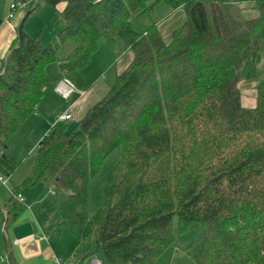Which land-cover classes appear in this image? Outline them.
Here are the masks:
<instances>
[{"label": "trees", "instance_id": "16d2710c", "mask_svg": "<svg viewBox=\"0 0 264 264\" xmlns=\"http://www.w3.org/2000/svg\"><path fill=\"white\" fill-rule=\"evenodd\" d=\"M59 1L37 0L26 17ZM66 1L48 43L22 23L1 63L0 170L16 168L10 137L43 96L46 64L80 69L102 37L120 42L134 52L129 65L70 130L44 134L23 185L60 186L59 228L89 225L78 241L80 264L92 255L153 264L175 244V217L181 232L203 226L184 247L195 264H264V79L252 107L238 86L264 50V0ZM240 3L259 12L241 14L233 8ZM165 6L187 13L169 41L158 19L143 20ZM115 149L104 202L89 216V182ZM6 207L8 226L25 206L12 194Z\"/></svg>", "mask_w": 264, "mask_h": 264}, {"label": "rangeland", "instance_id": "374dc122", "mask_svg": "<svg viewBox=\"0 0 264 264\" xmlns=\"http://www.w3.org/2000/svg\"><path fill=\"white\" fill-rule=\"evenodd\" d=\"M59 3L60 4H58L57 7L48 4L46 7H43L42 10L31 15L25 23V29L31 35L39 34L41 41L45 44L48 43L60 30L59 28L55 31V25L58 20L56 18L58 15L57 10L62 11L61 1H59ZM0 4H5V1H0ZM233 8L244 15H256L259 12L258 9L251 4H235ZM3 10L4 5H1L0 12L2 13ZM52 11L54 12V15L51 14ZM154 18L159 20L161 33L164 39L169 41L172 37V29L180 25L187 18V13L183 7L172 9V7L165 6L161 11V16L153 14V16L150 17L147 15L143 20L151 21ZM133 56L134 52L131 48H125L124 44L122 45L120 42L110 46L106 38L102 37L98 48L92 53L89 62L83 68L64 71L61 69L57 61L48 62L46 64V72L50 77L48 84H53L56 79L64 73L66 75H71L72 73L81 74V76L84 73L88 74L95 79L94 81L97 80V83L94 84L93 92L95 95H98V98L95 102H92L91 105H94L108 92L110 86L116 81L118 73L129 65ZM251 68V66H248L246 69L242 70L238 82L241 102L248 107L255 105L258 95V85L261 80L264 79L263 49L261 50L260 60L257 61L254 66L255 74L250 75L248 73ZM93 82H91V84H93ZM76 94L77 92L75 91L70 96L60 95L62 96L64 106L68 107V109L72 107V101L77 97ZM62 108L61 104L58 103L57 107H54L52 111L42 113L43 111L41 112L39 109L41 113L32 112L10 137L8 151L16 163V168L11 175L8 176V181L6 183H0V264L12 263L9 259V245L14 243V238L10 237L12 236V232L14 234V231L11 224L7 227L4 225L6 224V220L4 219H7V217L5 211H3V207H5L7 201L12 196L11 188L13 186H20V191L25 197L24 203L26 208L27 210L29 208L30 215L32 214L33 217V219H31L35 226V234L41 226L45 228L48 244L54 245L52 241L54 240L55 242L56 250L54 249V251L56 252L57 257H67L76 261V248L78 246V241L90 230L87 223L81 224L76 229L67 226L59 228L57 206L62 193V188L60 186L44 181H38L33 185H23L24 179L30 173L35 160L37 152L36 144L41 135L45 133L43 131L44 124L50 122V127L56 126L67 131L78 121L77 116L59 121L58 117L65 112V108ZM119 159V150L115 149L107 156L100 171L90 180L89 197L86 207L89 216H92L104 202L105 182L102 180V177L108 171L117 166ZM31 198L35 200L30 202ZM174 226L175 243L181 245L183 248L197 237L203 228L201 224H196L186 231L181 232L177 229L176 217ZM168 257H171L169 249L165 250L161 256L153 262V264H165L166 258ZM102 260L104 261V264H111L103 258ZM191 262L192 263L190 264H195L194 261ZM175 264L180 263L179 261H176ZM247 264L256 263L249 262Z\"/></svg>", "mask_w": 264, "mask_h": 264}, {"label": "crops", "instance_id": "0c3cea01", "mask_svg": "<svg viewBox=\"0 0 264 264\" xmlns=\"http://www.w3.org/2000/svg\"><path fill=\"white\" fill-rule=\"evenodd\" d=\"M4 1H5V4H0V6L4 5L3 12L2 13L0 12V67H1V63L3 59L8 54L11 44L13 43L17 35L19 26L23 23L25 27V23L31 17V15H33L37 11L42 10L43 7H46L48 4H50V3L43 2L37 9H35L32 13H30L28 17H26L27 8H18L15 10L13 16H9L10 3L13 0H4ZM60 1L62 4L61 7L63 11L67 5V1L66 0H60ZM58 4L60 3L58 2ZM57 5L55 7H57ZM57 11H58V15L56 16V18L58 20L55 25L56 26L55 31H57V29L61 28L63 25L62 11H59V10ZM51 14L54 15V12L52 11ZM88 76L89 75L85 73L82 76L81 74L72 73L71 75H66L64 73L62 74V76L58 77L53 84L52 83L48 84L49 82L48 81L47 82L48 85L45 86L43 96L41 97L37 105V108L33 111V113L34 112L41 113L42 111H43L42 113H46L47 111H52V109L54 107H57L58 103H60L61 107H63L62 109L65 108V112L72 113L71 118L77 116V120H79L86 113L88 108L92 106L91 105L92 102H95V100H97L98 98L97 97L98 95H95V93L93 92V87H94V84L97 83V80L94 81L95 80L94 78L90 76L88 78ZM63 79L68 81L74 86V89L70 92L68 96L72 95L75 91L77 92L76 94L77 97L73 99L72 107L70 109L64 106L62 102V96H60L63 94L59 92L57 89L58 82H60ZM91 82H93V84H91ZM39 109L41 110V112ZM71 118H67V119H71ZM67 119L58 118L59 121L67 120ZM52 127H50V122H46L43 126L44 128L43 131L45 132L44 134H46ZM44 134L41 135L38 143L36 144V148H38L39 142L41 138L44 136ZM34 200L35 199L31 198L30 202H33ZM24 201H25V197H24ZM24 201H20V202H23L25 208L21 212V214H19L18 217L12 223H10L12 226H14L15 224L24 222L26 220H30L33 224L32 214L30 215L29 208L27 210ZM3 211H5V214L7 217L6 205L5 207H3ZM58 214H59V210H58ZM4 225L5 227H7L6 224ZM33 227H34V232L32 234L23 236L21 238L16 237L12 232V236L10 237L14 238L13 239L14 243L9 245V259L10 260L12 259V264L13 263L14 264H55V259L61 258V257H57L56 252L54 251V249L56 250L54 240L52 241L54 245L48 244L47 232L45 228L41 226L36 231V234H35L34 224H33ZM77 248H76V255H77ZM168 249L170 250L171 257L166 258L165 264H175L176 261H179L180 264L192 263L191 261H193V259L189 256V254L186 252V250L181 245L175 243L174 245L168 247L166 250ZM95 258L101 261L100 264H104V261L98 255H92V256L85 258L81 264H95V261H94ZM61 259L72 261V259H69L67 257H64Z\"/></svg>", "mask_w": 264, "mask_h": 264}, {"label": "built area", "instance_id": "2783aa9c", "mask_svg": "<svg viewBox=\"0 0 264 264\" xmlns=\"http://www.w3.org/2000/svg\"><path fill=\"white\" fill-rule=\"evenodd\" d=\"M36 1L37 0H13L10 3L9 16H13L16 9L27 8L31 5H33L34 3H36ZM57 89L63 95L68 96L70 94V92L74 89V86L71 83H69L68 81L63 79L60 82H58ZM71 117H72V113L64 112L58 118L59 119H67V118H71ZM7 181H8L7 174L3 173L0 170V183H6ZM11 191H12V194L16 197V199H18L20 201H24V195L20 191H16L14 189V186L11 188ZM94 261H95V264L101 263V261L97 258H95ZM55 264H80V261L77 259H76V261H73V260L68 261V260H62L61 258H56Z\"/></svg>", "mask_w": 264, "mask_h": 264}, {"label": "water", "instance_id": "95a60500", "mask_svg": "<svg viewBox=\"0 0 264 264\" xmlns=\"http://www.w3.org/2000/svg\"><path fill=\"white\" fill-rule=\"evenodd\" d=\"M13 231L16 237L21 238L23 236L32 234L34 232L33 224L30 220L15 224Z\"/></svg>", "mask_w": 264, "mask_h": 264}]
</instances>
